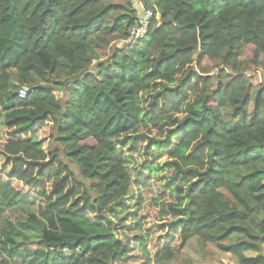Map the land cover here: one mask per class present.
I'll return each instance as SVG.
<instances>
[{
	"label": "trees",
	"instance_id": "obj_1",
	"mask_svg": "<svg viewBox=\"0 0 264 264\" xmlns=\"http://www.w3.org/2000/svg\"><path fill=\"white\" fill-rule=\"evenodd\" d=\"M142 6L104 63L131 0H0V198L36 226L0 264H162L194 237L264 264V0Z\"/></svg>",
	"mask_w": 264,
	"mask_h": 264
},
{
	"label": "rangeland",
	"instance_id": "obj_2",
	"mask_svg": "<svg viewBox=\"0 0 264 264\" xmlns=\"http://www.w3.org/2000/svg\"><path fill=\"white\" fill-rule=\"evenodd\" d=\"M143 1L144 0H131L132 7L133 9L136 10V17L137 19L141 15L143 11ZM157 21H159L158 16H156ZM123 41H114L109 44V47L107 49L106 56L103 57L102 60L99 62H104L107 63L109 62L108 58L113 49L123 47ZM196 57V55L194 56ZM97 62L92 63V68L94 65H96ZM9 75L11 79V85H12V90L14 92H18L21 88L18 86V81L16 77V71L11 69L9 70ZM251 113V108L249 110L248 116L252 117ZM72 170L76 175H78L77 169L74 167V165L70 164ZM33 212L32 208L30 206L26 205H16L11 208H6L3 204L2 199L0 198V237H4V232L9 230L11 226L21 229V228H26L31 230L34 229L36 226L32 225L31 223L28 222V219L30 218L31 213ZM31 227V228H29ZM87 230L96 235L100 234L103 231L101 230H94L89 227H86ZM23 248L29 249V250H38V247L34 244H24L22 246ZM140 256L144 255L143 253H139ZM250 257L251 256H257L253 253L248 254ZM260 255L264 256V243L261 248V253ZM2 262V257L0 256V263ZM17 263L22 264L20 261L16 260ZM162 264H238V261L236 257L232 255H228L226 260H220L212 254L211 252L208 251V249L202 245V243L196 238H191L188 240V242L185 244L183 249L180 252H177L174 254V257L171 261L164 262Z\"/></svg>",
	"mask_w": 264,
	"mask_h": 264
},
{
	"label": "built area",
	"instance_id": "obj_3",
	"mask_svg": "<svg viewBox=\"0 0 264 264\" xmlns=\"http://www.w3.org/2000/svg\"><path fill=\"white\" fill-rule=\"evenodd\" d=\"M154 14L149 9H143L141 15L136 20L135 24L128 30L126 38L123 40L124 46L128 50L134 49L147 35L150 27V21ZM28 95L26 88H21L18 91L20 98H25Z\"/></svg>",
	"mask_w": 264,
	"mask_h": 264
},
{
	"label": "crops",
	"instance_id": "obj_4",
	"mask_svg": "<svg viewBox=\"0 0 264 264\" xmlns=\"http://www.w3.org/2000/svg\"><path fill=\"white\" fill-rule=\"evenodd\" d=\"M249 253H253V252H245V253H244V256H246V257H248V258H252V257H254V256H251V257H250V256L248 255ZM260 253H261V252H260ZM253 254L258 255L257 253H253ZM234 257H235V256H234Z\"/></svg>",
	"mask_w": 264,
	"mask_h": 264
}]
</instances>
